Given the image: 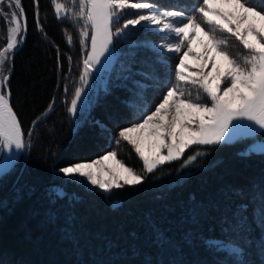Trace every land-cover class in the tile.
Instances as JSON below:
<instances>
[{
	"label": "trees",
	"instance_id": "16d2710c",
	"mask_svg": "<svg viewBox=\"0 0 264 264\" xmlns=\"http://www.w3.org/2000/svg\"><path fill=\"white\" fill-rule=\"evenodd\" d=\"M57 2L68 15L58 18L52 0H21L26 37L11 57L7 93L26 146L0 177V264H264V153L246 154L249 139L193 145L146 173L131 145L117 144L118 133L177 84V60L165 53L162 61L143 44L157 34L129 27L115 43L106 87L74 119L68 109L90 40L81 44L78 0ZM150 2L190 15L201 0ZM135 15L117 18L113 29ZM7 29L0 15V47ZM226 39L240 55L237 41ZM145 103L150 111L141 112ZM112 151L141 184L103 192L59 172Z\"/></svg>",
	"mask_w": 264,
	"mask_h": 264
},
{
	"label": "snow or ice",
	"instance_id": "6c2138e0",
	"mask_svg": "<svg viewBox=\"0 0 264 264\" xmlns=\"http://www.w3.org/2000/svg\"><path fill=\"white\" fill-rule=\"evenodd\" d=\"M52 2L58 18L62 10L68 15L64 4L57 0ZM78 4L79 11L73 14L83 21L81 44L86 45L90 40V49L84 53L82 61L80 81L83 86L75 88L68 109L73 115L86 104L84 86L97 71L107 67V61L115 54L116 41L127 39L130 33L126 30L130 26L135 28L146 24L176 37V43L159 45L157 52L162 61L164 52L180 53L184 47L187 49L175 65L177 84L167 89L154 111H150L147 103L143 105L140 111H150V114L143 115L142 122L124 127L118 133L117 144L123 140L132 145L146 173L179 159L192 145L231 141L233 133L240 130L253 137L264 134V0H201L191 15L184 11L160 9L150 0H78ZM13 7L19 11L5 13L11 27L7 46L0 51V65L23 39L20 33L25 12L21 0H10L9 8ZM126 9L136 10V15L113 29V24L118 23L117 17ZM176 18L186 22L177 23ZM218 33L234 37L246 52L239 59L232 56L227 50V39L219 38ZM68 42L71 43V36ZM194 43L203 48L202 53L194 55L202 62L197 65L199 71L185 74L188 69L186 58L193 55ZM205 68L210 71L205 72ZM8 79V76L3 77L4 87H7ZM182 84L198 85L207 102L199 94L195 98L190 94L186 96ZM133 133L139 135L134 137ZM24 137L10 96L0 91V151L11 153L10 158H15L13 150L18 153L26 146ZM164 149L166 155L161 154ZM261 151L264 152V148ZM116 156V152H108L91 162L60 167L59 172L65 177L83 178L104 192L141 184L144 177L116 160ZM195 158L189 157L185 163ZM107 160H115L119 170L105 167L103 162ZM244 208L242 205L241 210ZM260 226L264 228V208Z\"/></svg>",
	"mask_w": 264,
	"mask_h": 264
},
{
	"label": "rangeland",
	"instance_id": "374dc122",
	"mask_svg": "<svg viewBox=\"0 0 264 264\" xmlns=\"http://www.w3.org/2000/svg\"><path fill=\"white\" fill-rule=\"evenodd\" d=\"M9 3L10 2H6L5 0H3L0 3V15H2L4 17L5 23L8 25V29H9V27H11V24L9 23V18L7 16H5V13L10 14L11 11H13V8H9ZM158 8L163 9L161 7H158ZM126 10H124V12L121 13L117 18L121 17L124 14H127V12H135L136 13V10H132V9H126ZM153 10H156V9H153ZM141 11L142 12H146L148 10H141ZM176 22L177 23H181V22H186V20L181 21L180 18H176ZM138 26H143V27L147 28L148 30H150V31L154 32L155 34H157L158 37H160V38H158L159 40H157L156 42L143 43L144 45L146 44L147 47L151 48L152 50H155L156 52H157V49H158L159 45L162 44V43H176V42H178L177 39H176V37L174 35H171L169 33L160 32L158 29L149 27L146 24H142V25H138ZM8 29H7V32H6L5 43H4V45H2L0 47V51H2L7 46ZM20 36H21V33H20ZM218 36H219V38H229V39L233 40L234 42L237 41L234 37H230L229 34H227V33H218ZM19 38L20 37L18 36V40H19ZM18 44H17V46H18ZM236 46H238V48H240V50H243L240 55H237V53L234 52L235 57L237 59H239L246 52V50H244L243 47H242V45L239 44V41H237ZM16 48L14 50H12L11 52L8 53L7 59L5 60V62L2 65H0V91H2L6 95H8V93H7V87H4V84L2 82V79H3L4 76H7L8 75L11 57H12L14 51L16 50ZM89 49H90V46H89ZM186 50H187L186 47H184L180 53L164 52L163 54H165V53L166 54H170L171 56L174 57L175 60H177L176 61V64H178L179 63L180 56H182L183 55V52L186 51ZM238 50L239 49H237L235 51H238ZM114 51H115L114 56H112L107 61V67L105 69H103L102 71H97L94 74V76L89 79V84L87 86H84L85 89H86V95L84 97V99L86 101V104L83 105L82 108L78 110V112H77L76 115H73L72 113L69 112L74 119H76L78 115L80 116V115H82V113L84 114V112L89 108V105L91 104V102H92L94 96L96 95V93L98 91H102L106 87L108 73L111 71V69H112V67H113V65L115 63L116 57H117V52H116L115 49H114ZM202 52H203V48L199 44H195L194 43L193 44V55H190V56H188L186 58V64L188 65V69H187V72L185 74H189L191 72L199 71L197 65L200 64L202 61L195 59L194 58V55L200 54ZM204 71L205 72L210 71V68H205ZM78 86H83L81 84V81H80V83H79ZM222 87H223V85H222ZM182 90L185 92V95L186 96L188 94H190L193 98H195L199 94V95H201V98L205 102H207L206 96L202 93V90L199 89V86L198 85L182 84ZM70 106H71V103H70ZM154 110H155V108L152 111H154ZM140 122H142V121H140ZM132 135L135 137V136H137L139 134L133 133ZM237 139H249V143L250 144L248 145V148L245 151L246 154L264 153V152L261 151V148H264V134L258 133L256 136L253 137V136L246 135L243 132V130H240V131H236V132L233 133V139L231 141H222V142H233V141H235ZM131 147H132V145H131ZM133 150H134V148H133ZM134 152H135V150H134ZM161 154L166 155L167 154V150L166 149L162 150V153ZM3 155H4V152L3 151H0V157L1 156L3 157ZM136 155L140 159V157H139V155L137 153H136ZM116 160H119V159L116 157ZM141 162H142V160H141ZM103 164L107 168H113V169L119 170L118 165L116 164V161L115 160H107V161H104ZM142 164H143V162H142ZM143 168H144V166H143ZM67 178H70V177H67ZM102 178H106V176H102ZM70 179L76 180L78 182H82L83 184H85L89 188H92V189H95V190H100V189L95 188L94 186L88 184L83 178L75 177V178H70ZM100 191H102V190H100ZM229 248H231V247H229ZM234 249L235 248H232V250H234Z\"/></svg>",
	"mask_w": 264,
	"mask_h": 264
},
{
	"label": "water",
	"instance_id": "95a60500",
	"mask_svg": "<svg viewBox=\"0 0 264 264\" xmlns=\"http://www.w3.org/2000/svg\"><path fill=\"white\" fill-rule=\"evenodd\" d=\"M26 20H22V41L19 42L17 49H19L23 43H24V40H25V37H26ZM53 111L50 110L46 115H49L51 112ZM22 152L23 150L19 151L18 153H16V150H13V153H15V158H10L12 157L13 154L11 153H4L1 161H0V177L6 175L7 173H9L18 163L21 155H22Z\"/></svg>",
	"mask_w": 264,
	"mask_h": 264
},
{
	"label": "bare ground",
	"instance_id": "6f19581e",
	"mask_svg": "<svg viewBox=\"0 0 264 264\" xmlns=\"http://www.w3.org/2000/svg\"><path fill=\"white\" fill-rule=\"evenodd\" d=\"M3 0H0V3L2 2Z\"/></svg>",
	"mask_w": 264,
	"mask_h": 264
}]
</instances>
